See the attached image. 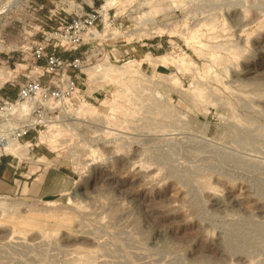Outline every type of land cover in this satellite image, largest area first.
<instances>
[{
    "label": "rangeland",
    "instance_id": "obj_1",
    "mask_svg": "<svg viewBox=\"0 0 264 264\" xmlns=\"http://www.w3.org/2000/svg\"><path fill=\"white\" fill-rule=\"evenodd\" d=\"M0 9V97L11 98L41 74L32 51L57 13L101 16L72 52L85 61L76 94L0 147L19 172L73 179L49 201L0 195V264H264V0Z\"/></svg>",
    "mask_w": 264,
    "mask_h": 264
},
{
    "label": "built area",
    "instance_id": "obj_2",
    "mask_svg": "<svg viewBox=\"0 0 264 264\" xmlns=\"http://www.w3.org/2000/svg\"><path fill=\"white\" fill-rule=\"evenodd\" d=\"M57 14L59 25L52 32L44 33L32 51L35 61L44 62L41 74L26 78L18 87L16 97H0V147L17 142L42 123L45 109L76 94L78 75L83 72L85 61L72 52L85 35L96 31L101 16L93 9ZM21 104H28L29 108L23 109Z\"/></svg>",
    "mask_w": 264,
    "mask_h": 264
},
{
    "label": "crops",
    "instance_id": "obj_3",
    "mask_svg": "<svg viewBox=\"0 0 264 264\" xmlns=\"http://www.w3.org/2000/svg\"><path fill=\"white\" fill-rule=\"evenodd\" d=\"M18 168L17 162L0 159V195L19 194L49 201L67 194L73 187L72 177L56 169L30 163L24 171L19 172Z\"/></svg>",
    "mask_w": 264,
    "mask_h": 264
},
{
    "label": "bare ground",
    "instance_id": "obj_4",
    "mask_svg": "<svg viewBox=\"0 0 264 264\" xmlns=\"http://www.w3.org/2000/svg\"><path fill=\"white\" fill-rule=\"evenodd\" d=\"M16 1H17V0H16ZM14 2H15V1H14ZM11 3H12V1H11ZM9 5H10V4H9ZM9 5H8V6H9ZM1 12H3V10L0 9V13H1ZM101 14H102V17H103V18L106 17V14L102 11V9H101ZM89 34H90L91 36H97V35H96V31H93V30H92ZM21 105H22V108H23V109H27V107L29 106L28 104H27V105L21 104ZM28 108H29V107H28ZM30 124H32V123H30ZM4 144H5V143H4ZM26 146H27V144H26ZM10 147H11V146H10V143H9V142H7V143L4 145V149H6V150H10Z\"/></svg>",
    "mask_w": 264,
    "mask_h": 264
}]
</instances>
